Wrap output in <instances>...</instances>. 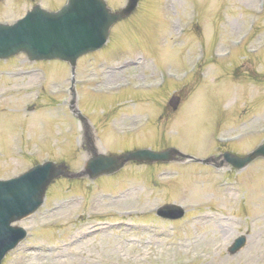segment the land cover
Instances as JSON below:
<instances>
[{
	"label": "rangeland",
	"instance_id": "rangeland-1",
	"mask_svg": "<svg viewBox=\"0 0 264 264\" xmlns=\"http://www.w3.org/2000/svg\"><path fill=\"white\" fill-rule=\"evenodd\" d=\"M42 1L48 5L60 2ZM107 2L117 7L124 0ZM30 3V0H0V19L11 21L23 15ZM254 4L255 0H141L130 17L117 22L109 42L101 50L77 60L76 75L90 78L88 85H97L122 76L136 79L149 72L155 75L157 68L162 84L152 88L128 84L118 93L108 95L76 89L83 103H78L80 111L88 118L89 112H93L92 123L98 132L102 129V136L98 135L106 144L102 145L105 148H115L117 144L150 146V141L154 144L158 137L189 153L202 155L206 141L210 142L215 131L229 134L244 131L241 139L230 144L238 150L264 137V133L254 132L264 121V11L258 14L256 28L245 42L237 43L231 37L239 31L245 33L247 15L253 11ZM191 5L196 14L189 11ZM169 16L174 19L173 23ZM181 22L187 27L182 38L176 39L174 29ZM198 43H204V60L181 84L175 77L184 72V64ZM223 48L226 54L214 58L215 50ZM23 57L18 54L0 59V87L7 84L14 88L0 99V152H5L0 157V177L17 173L47 153L53 159L66 158L72 168H79L84 160L77 147L80 128L68 134L64 143H56L61 137L52 130L58 129L56 125L62 117L58 112L60 104L42 93L34 102L33 110L22 112L21 106L23 109L36 97L31 98L27 90L26 93L15 90L29 83L33 85L41 77L46 79L47 87L66 84L69 65L56 59L31 64ZM136 57L146 60L150 69L142 67L143 62L138 60H129L128 67L113 68L121 64L118 62ZM133 61L136 64H131ZM31 67L36 72L31 70L20 75L18 70ZM10 68L16 76H8ZM168 90H178L182 99L173 111L169 107L161 108ZM235 94L237 98H233ZM232 99L234 102H229ZM7 100L13 103L5 104ZM103 113L108 116L104 118ZM138 113L151 118L141 121L132 133L116 137L118 131L124 132V126L140 120L142 115L132 116ZM111 122L116 126L115 132L110 128ZM150 131L154 134L150 135ZM247 131L249 135L245 136ZM16 145L27 146L21 148L20 154L8 157L6 150ZM33 149L37 152L32 156L27 150ZM130 164L121 172L101 175L95 182L84 179L81 183L61 182L53 187L42 206L20 221L28 227V235L10 251L5 264H155L156 261L181 264L183 259L191 260L187 264L264 262L261 236L264 235V158L253 160L239 171L223 167L226 172L220 174L214 172V167L195 161L144 163L143 167L138 165L128 172ZM163 165L173 171L172 176L159 175L161 168H165ZM235 180L236 183L228 182ZM224 181L227 182L219 184ZM152 182L157 184L154 186ZM159 200L185 203L190 200L194 205L182 218L168 222L156 219L154 213L123 216L117 221L119 215L115 209L129 207L147 211L146 208ZM98 210H106L111 214L107 220L118 223L117 226L109 223L106 234L89 231L93 224L94 227L101 225L100 219L90 215ZM203 210L217 218L192 217L194 212ZM219 216L227 220H220ZM238 233L247 234L246 244L235 254H229L227 245ZM196 235L200 240L195 239Z\"/></svg>",
	"mask_w": 264,
	"mask_h": 264
},
{
	"label": "water",
	"instance_id": "water-1",
	"mask_svg": "<svg viewBox=\"0 0 264 264\" xmlns=\"http://www.w3.org/2000/svg\"><path fill=\"white\" fill-rule=\"evenodd\" d=\"M136 1L137 0H131L127 8L115 12H111L104 3L100 2L98 4L100 10L97 11L99 14L95 15L91 22L85 21L84 23H80L76 26H72L70 24L66 30H63L60 26H54L51 29L48 38L44 39L39 36V38L42 39L44 43L48 42L51 46L49 44L41 46L35 41L20 40L9 44V48L11 50H17L20 47H27L30 48L34 53H37V55L44 57L58 56L67 59L72 64H74L78 54L92 47H96L103 40V36L105 37L107 35L109 23L120 16L129 13L135 6ZM106 20L108 22L107 24ZM43 28L46 27L43 26ZM28 33L33 34V30H30ZM42 47L48 48V50L44 51ZM170 101L172 105L175 106L177 103V98L171 99ZM172 153L173 151L171 150L153 151L149 149H141L133 152L122 153L120 155H99L90 161L89 170L91 173H97L105 170L110 171L113 168L120 166L125 160L130 158L167 160L172 157ZM258 155H264V142L242 158L236 159L235 156H232L228 153L225 154L226 158L232 160L237 166H243ZM51 170L52 167L47 168L45 177L44 174L38 176L40 183L37 185V187L41 185V187L35 192L38 197L39 195L41 196L43 194L45 185L51 178ZM44 171L45 170H42V172ZM9 193L10 191L6 189V192L2 195V197L8 196ZM4 225L5 222L3 223V220H0V227H3ZM241 243L242 238L239 243H237L235 246H232L231 250L234 251Z\"/></svg>",
	"mask_w": 264,
	"mask_h": 264
},
{
	"label": "bare ground",
	"instance_id": "bare-ground-1",
	"mask_svg": "<svg viewBox=\"0 0 264 264\" xmlns=\"http://www.w3.org/2000/svg\"><path fill=\"white\" fill-rule=\"evenodd\" d=\"M108 237V236H107ZM196 240H200L199 238L198 239H196Z\"/></svg>",
	"mask_w": 264,
	"mask_h": 264
}]
</instances>
